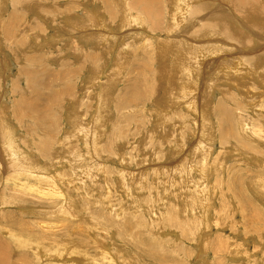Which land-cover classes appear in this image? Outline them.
I'll list each match as a JSON object with an SVG mask.
<instances>
[{
  "label": "rangeland",
  "instance_id": "rangeland-1",
  "mask_svg": "<svg viewBox=\"0 0 264 264\" xmlns=\"http://www.w3.org/2000/svg\"><path fill=\"white\" fill-rule=\"evenodd\" d=\"M185 1L0 0V264H264V0Z\"/></svg>",
  "mask_w": 264,
  "mask_h": 264
},
{
  "label": "bare ground",
  "instance_id": "bare-ground-1",
  "mask_svg": "<svg viewBox=\"0 0 264 264\" xmlns=\"http://www.w3.org/2000/svg\"><path fill=\"white\" fill-rule=\"evenodd\" d=\"M242 1H243V0H242ZM181 5H182L183 7H185V6H186V1H185V0H182ZM199 53L202 54V51H199ZM182 213H183V212H182Z\"/></svg>",
  "mask_w": 264,
  "mask_h": 264
}]
</instances>
